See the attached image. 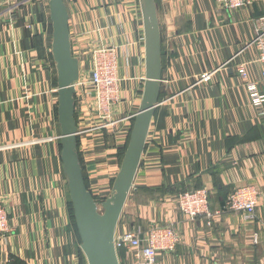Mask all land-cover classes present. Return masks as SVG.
Here are the masks:
<instances>
[{
  "label": "crops",
  "instance_id": "obj_1",
  "mask_svg": "<svg viewBox=\"0 0 264 264\" xmlns=\"http://www.w3.org/2000/svg\"><path fill=\"white\" fill-rule=\"evenodd\" d=\"M64 2L79 75L87 74L98 49L112 50L117 59L120 100L113 106L112 122L97 128L90 98L75 103L77 127L87 129L77 135L86 187L93 197L105 199L145 79L139 0ZM155 2L160 95L116 233L173 223L180 242L152 264H264V113L235 69L249 62L251 79L264 89L251 43L264 0L232 11L215 0ZM50 44L48 2L0 1V203L12 226L0 236V264H81L84 259L59 158ZM206 72L211 79L198 82ZM243 185L260 190L251 219L222 205L229 192ZM201 187L210 194V224L188 219L176 206L181 191ZM118 258L120 264H131L126 251Z\"/></svg>",
  "mask_w": 264,
  "mask_h": 264
},
{
  "label": "water",
  "instance_id": "obj_2",
  "mask_svg": "<svg viewBox=\"0 0 264 264\" xmlns=\"http://www.w3.org/2000/svg\"><path fill=\"white\" fill-rule=\"evenodd\" d=\"M51 23V55L57 80L59 158L66 178L79 248L86 264H120L114 245L116 227L133 188L149 126L160 95L162 70L161 34L155 0H139L145 45V79L138 110L110 194L95 201L87 189L77 150L75 82L79 63L72 55L68 11L64 0H47ZM102 210H100V208Z\"/></svg>",
  "mask_w": 264,
  "mask_h": 264
},
{
  "label": "built area",
  "instance_id": "obj_3",
  "mask_svg": "<svg viewBox=\"0 0 264 264\" xmlns=\"http://www.w3.org/2000/svg\"><path fill=\"white\" fill-rule=\"evenodd\" d=\"M0 1L15 2L16 0ZM215 2L221 8L232 11L248 6L252 0H215ZM25 27L28 29L31 25L26 24ZM251 43L257 50V59L261 67L260 79L264 84V15L255 19V30ZM249 65L247 61L237 63L236 73L245 84L253 104L262 114L264 113V89L259 90L256 82L251 79ZM86 73L83 77L79 75L74 84L75 98L76 101H83L87 96L90 98L95 116L100 122L97 128H103L107 123L112 122L110 116L113 106L120 100L117 59L113 51L101 48L93 52L90 67ZM211 76V73L206 72L198 82H208ZM131 116L133 117V114ZM86 131L85 128L77 127V135ZM209 196V191L205 187L181 191L176 197L177 209L190 220L202 218L210 224L212 213ZM259 196L260 190L257 186H239L229 192L225 207L251 219L254 217ZM11 230L9 214L0 203V236L9 234ZM180 240L179 232L173 223L154 222L146 228H134L116 233L114 245L117 253L119 250L129 253L131 264H152L159 255L173 252Z\"/></svg>",
  "mask_w": 264,
  "mask_h": 264
},
{
  "label": "trees",
  "instance_id": "obj_4",
  "mask_svg": "<svg viewBox=\"0 0 264 264\" xmlns=\"http://www.w3.org/2000/svg\"><path fill=\"white\" fill-rule=\"evenodd\" d=\"M123 153H124V150L122 151L121 156L123 155ZM121 159H122V158H121ZM85 184H86V183H85ZM86 186H87V185H86ZM94 199H95V201L98 202V203H101V202L104 200L103 198L100 199V198H97V197H95V196H94ZM225 202H226V198L222 201V205H223V206H225ZM68 210H69V216H70L71 223L74 225V222H73V216H72V208H71L70 201H69V203H68ZM74 228H75V226H74ZM75 231H76V229H75ZM120 253H121V251L119 250V251H118V257L120 256ZM119 259H120V258H119ZM81 264H85L84 259H82Z\"/></svg>",
  "mask_w": 264,
  "mask_h": 264
},
{
  "label": "rangeland",
  "instance_id": "obj_5",
  "mask_svg": "<svg viewBox=\"0 0 264 264\" xmlns=\"http://www.w3.org/2000/svg\"><path fill=\"white\" fill-rule=\"evenodd\" d=\"M39 2H46V4H47V0H38ZM100 208V207H99ZM100 210H102L101 208H100ZM86 263V262H85Z\"/></svg>",
  "mask_w": 264,
  "mask_h": 264
},
{
  "label": "bare ground",
  "instance_id": "obj_6",
  "mask_svg": "<svg viewBox=\"0 0 264 264\" xmlns=\"http://www.w3.org/2000/svg\"><path fill=\"white\" fill-rule=\"evenodd\" d=\"M115 234H116V232H115ZM118 254V253H117Z\"/></svg>",
  "mask_w": 264,
  "mask_h": 264
}]
</instances>
